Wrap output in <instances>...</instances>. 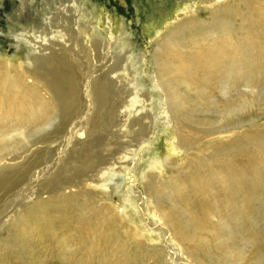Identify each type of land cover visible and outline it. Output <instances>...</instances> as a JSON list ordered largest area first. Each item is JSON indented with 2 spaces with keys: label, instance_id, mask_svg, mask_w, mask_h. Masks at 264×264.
Returning a JSON list of instances; mask_svg holds the SVG:
<instances>
[{
  "label": "rangeland",
  "instance_id": "1",
  "mask_svg": "<svg viewBox=\"0 0 264 264\" xmlns=\"http://www.w3.org/2000/svg\"><path fill=\"white\" fill-rule=\"evenodd\" d=\"M209 1L0 0V67L4 66L13 73H25L38 66L36 61L44 59L49 64L54 56H62L70 63L79 87L78 103L65 114L66 117L54 114L42 123V127L23 129L28 141H21L20 132L8 131L6 138L10 141L7 143L16 144L19 149L9 148L6 151L10 153L9 158L21 156L28 150L36 154L35 158L30 154L25 167L12 168L7 185L0 187L1 236L5 235L1 229L8 225L3 215L14 209L20 211L19 202L24 204L28 194L36 188L31 176L32 163L37 161L36 171L44 170L46 177L54 174L39 182L41 188H36L43 199L47 195L68 194L69 189L62 191L66 184L74 187L82 181L88 184L96 181L85 191L97 196L94 198L99 199L97 205L103 207L104 215L115 220L116 232L132 243L137 252L155 253L147 264H160V261L167 264H264V195L253 199L243 197L237 192L240 181L232 183L219 179L212 182L213 196L220 211L228 201L238 206L244 203L251 208L248 228L255 240L230 239L229 245L222 239H207L209 235L203 233L202 238L207 239L204 248H188L183 255L175 237L159 216L161 207L162 210H174L176 203L181 208L177 214L186 219L201 208H215L210 199L204 197L205 181L189 185L198 193L182 201L179 196H172L175 180L181 172L195 171L202 161L213 158L214 150L209 147L211 142L226 144L248 132L250 126L264 128V103L226 114L223 106L202 100L192 102L181 94L178 104L184 114H189L186 121L178 119L177 126L182 134L168 111L165 96L172 88L169 90L167 84H159L154 66L156 50L164 35L177 31L180 25L191 21L208 24L214 12L209 8ZM190 12V17H184ZM59 26L68 30L64 40L66 50L55 46L60 42L52 33L58 32ZM175 40H182L181 35ZM209 42V39H203L193 46L184 45L188 51L183 60H192L194 54ZM41 43L43 47L53 45V49L41 51ZM51 52L53 56H50ZM160 58L168 60V51ZM114 71L120 75V80L111 79ZM90 77L96 79L91 97L98 102L92 113L87 112V100L83 95L84 83ZM173 90L180 93L179 86ZM2 95L3 91L0 97ZM184 101L187 104L184 105ZM237 124L245 127L233 131L237 132L235 134L215 132ZM73 130H83L86 135L81 140L74 139ZM208 131L213 133L212 136L204 140L196 138L198 132ZM185 134L194 142L195 149L181 147L184 142L180 136ZM31 143L34 147L29 148ZM64 150L66 152L62 155ZM100 164L104 169L113 170L106 171L103 187L98 181L101 175L94 177ZM49 165L53 167L52 171ZM236 167L244 168L237 164ZM211 169L214 171V166ZM241 184L245 186V182ZM232 186L235 193L231 196L229 190ZM261 187L264 194V186ZM74 189L71 191L75 192ZM250 200H254L255 205H249ZM202 203L205 207L201 206ZM56 219L59 221L54 222L52 232L42 231L43 225L40 229L41 224L37 222L33 233L27 237L26 247H22L23 242L16 243L4 264H79L82 261L84 264L85 247L76 245V235L70 225L62 224L59 215ZM27 248H32L30 257L22 262L16 261L23 257Z\"/></svg>",
  "mask_w": 264,
  "mask_h": 264
},
{
  "label": "bare ground",
  "instance_id": "2",
  "mask_svg": "<svg viewBox=\"0 0 264 264\" xmlns=\"http://www.w3.org/2000/svg\"><path fill=\"white\" fill-rule=\"evenodd\" d=\"M208 5L214 10L208 24L196 21L182 24L177 31L166 33L156 50L155 70L160 86L167 84L169 90L172 88L165 98L168 111L176 126L179 125L178 119L186 121L189 117V114L183 113L178 104L177 99L182 96L181 94L190 98L192 102L202 100L212 102L216 106H223L226 114L237 112L250 105L258 107L257 103H264V0H210ZM191 13L185 14L184 17H190ZM58 28V32L52 33L59 38L60 42L55 46H58L59 50H66L64 40L68 30L60 26ZM182 34L186 37L184 38ZM177 35H181L182 40H175ZM203 39L210 40L208 45L195 53L192 60H183L188 51L185 46H193ZM43 43H45L44 40ZM52 47L53 45L43 47V44H40L41 51L45 48L51 50ZM167 51L169 59L161 60V55H165ZM50 56H53L52 52ZM51 61L49 64L44 59L36 61L35 64L38 66L25 73L23 71L13 73L4 66L0 67V92L3 91L0 97V187L2 188L7 185L6 181L11 175V169L25 167V163H29L27 160L30 154L34 158L36 154L28 150L21 156L18 154L17 157L9 158L10 153L6 152L9 148L17 151L19 149L16 148V144L7 143L10 141L8 137L6 138V135L10 133L8 131L20 132L18 136L21 141H28L24 132L26 127H42V123L54 114L65 115L78 103L79 87L75 83L70 63L57 55ZM112 74H114L111 75L113 81L121 79L115 71ZM95 85L96 79L90 77L83 86L87 112L91 113L98 105V102L95 103L96 100L94 101L91 97V91ZM178 86L180 93L178 90H173ZM134 100H132L133 103ZM185 104L187 102L184 101ZM243 127L245 126L237 124L215 132L235 134L237 132L233 131L242 130ZM177 129L180 130L178 126ZM212 134L211 131L198 132L196 138L204 140ZM85 135L83 130H78L74 131L72 138L81 140ZM187 136L188 134L180 136L184 142L180 146L195 149L194 142L188 140ZM31 147H34V143L29 145V148ZM209 147L214 150L213 158L202 161L195 171L185 174L181 172L171 191L172 196H179V199L184 201V198L198 193L189 185L205 181L204 197H208L215 208H201L194 212L193 217H187V219L177 214L181 209L179 203H176L177 207L174 210H162V207L159 210L160 218L175 237L183 255L188 248L201 249L209 238L216 241L222 239L229 245L230 239L255 240V237L251 235L252 231L248 228L250 224L248 213L251 208L248 209V205L244 203L238 206L228 201V204L220 211L213 196L212 182L219 179L232 183L240 181L237 192L247 199L264 195L261 187L264 186V128L250 126L248 132L234 137L228 143L213 141ZM5 152L7 154H3ZM64 152L66 151L64 150L61 154L64 155ZM125 159L126 157L123 160ZM17 160H19L18 163H15ZM236 164L243 165L244 168H235ZM32 165L34 168L31 178L34 179L32 180L36 188L43 179L54 175L50 173L46 177L44 170L36 171L37 161ZM212 166L215 168L214 171L211 169ZM52 169L53 167L50 171ZM95 171V178L98 174L101 175L98 179L102 182L101 187L104 186L106 171L113 172L112 169H104L102 164ZM94 182L90 181V183ZM242 182H245V186H241ZM90 183L82 181L74 187L66 184L62 187V191L69 189L68 194L55 195L52 192L50 193L52 195H47L46 199L42 198V194H37L39 191L37 192L38 189L34 188L26 200L20 199L24 202V204L19 202L20 211L14 209L3 215L8 225L1 229L5 235H0V264L6 262L11 248H15L16 243L23 242L22 247H26L25 243L29 242L27 237L33 233L37 222L41 224L40 229L43 225L42 231L52 232L53 225L59 221L56 219L58 215L61 217V223L70 225L74 231L76 245L82 244L85 247L84 264H147L148 260L156 256L155 253L137 252L132 243L126 242V238L116 232L118 226L115 225V220L104 215L103 207L97 205L99 199L94 198L97 196L85 191ZM73 188L75 192L71 191ZM229 192L231 196L235 193L234 186ZM255 203L254 200H250L249 205L253 206ZM201 206L205 207L203 203ZM214 218L217 219L216 222L213 221ZM203 233L209 235L207 239L202 238ZM31 250L32 248H27L23 257L16 261L27 260L32 253ZM160 262V264H167V262ZM79 264H83V261Z\"/></svg>",
  "mask_w": 264,
  "mask_h": 264
}]
</instances>
